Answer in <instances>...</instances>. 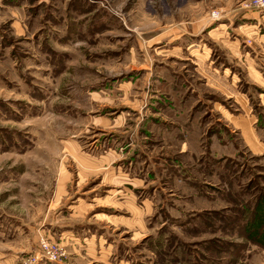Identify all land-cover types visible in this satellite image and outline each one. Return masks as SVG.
<instances>
[{
    "label": "rangeland",
    "instance_id": "obj_1",
    "mask_svg": "<svg viewBox=\"0 0 264 264\" xmlns=\"http://www.w3.org/2000/svg\"><path fill=\"white\" fill-rule=\"evenodd\" d=\"M245 1L0 0V264H264Z\"/></svg>",
    "mask_w": 264,
    "mask_h": 264
},
{
    "label": "built area",
    "instance_id": "obj_2",
    "mask_svg": "<svg viewBox=\"0 0 264 264\" xmlns=\"http://www.w3.org/2000/svg\"><path fill=\"white\" fill-rule=\"evenodd\" d=\"M241 10L243 11H256L264 12V0H248L241 4ZM42 251L37 259L46 257L50 262H57L64 257V253L61 252L60 248L52 246L50 243L45 241L42 242Z\"/></svg>",
    "mask_w": 264,
    "mask_h": 264
}]
</instances>
